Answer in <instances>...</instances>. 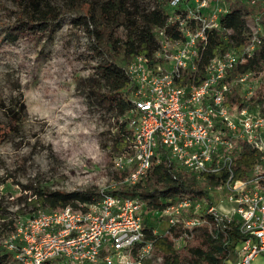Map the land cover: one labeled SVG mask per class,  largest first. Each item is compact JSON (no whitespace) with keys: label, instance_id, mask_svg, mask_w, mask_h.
<instances>
[{"label":"built area","instance_id":"obj_1","mask_svg":"<svg viewBox=\"0 0 264 264\" xmlns=\"http://www.w3.org/2000/svg\"><path fill=\"white\" fill-rule=\"evenodd\" d=\"M221 1L170 0L166 25L174 29L170 34L161 30L164 40L155 54L161 62L149 67L147 59L136 56L125 65L132 137L128 149L114 157L113 167L127 170L124 182L134 184L145 177L153 160L158 161L161 146L180 168L197 176L225 171L220 189L228 204L226 213L203 206V200L182 199L160 214L178 218L193 212L194 217L182 221L184 228L203 224L202 214L209 215L215 226L235 221L245 237L236 248V259L223 264H252L264 256V115L247 104L258 86L255 73L227 78L234 69L247 66L264 42L259 20L242 49L229 48L210 61L202 83L176 81L188 68L195 69L208 32L219 28ZM167 64L171 66L166 68ZM234 93L244 106L226 104ZM240 142L257 151L259 161L245 179L236 180L231 165ZM143 207L137 197L101 190L93 202L16 219L3 248L14 264H146L153 246L144 239ZM181 220L171 218L170 224Z\"/></svg>","mask_w":264,"mask_h":264},{"label":"rangeland","instance_id":"obj_2","mask_svg":"<svg viewBox=\"0 0 264 264\" xmlns=\"http://www.w3.org/2000/svg\"><path fill=\"white\" fill-rule=\"evenodd\" d=\"M20 1L0 0V249L3 253L4 239L16 219L39 212L27 205L33 189L65 192L114 189L117 182L113 159L119 155L112 148L116 129L111 115L99 105H88L82 89H78L79 81L86 79L110 52L103 41L99 42L77 25L78 17L82 16L79 5L101 4L105 0H50L60 9L52 26L26 24L21 19ZM129 1L141 7L153 2ZM233 4L234 0L219 2V15L225 14ZM246 7L236 10L245 37L256 30L257 18L264 12V0L248 3ZM88 28L98 30L99 26L91 24ZM121 31L116 29V34ZM155 34L162 43L164 32L157 30ZM116 59L121 64L120 57ZM11 112L18 114L14 130ZM157 157L161 160L160 155ZM202 186L208 189L211 204L204 199L201 204L226 213L225 193L220 188ZM44 211L48 212H41ZM142 217L145 228L163 234L172 225L171 218L177 220L189 215L174 218L144 205ZM215 228L223 231L219 226ZM182 243L176 240L175 247L181 248ZM235 256L231 254L230 258ZM146 264L163 262L153 253ZM252 264H264V256L254 259Z\"/></svg>","mask_w":264,"mask_h":264},{"label":"trees","instance_id":"obj_3","mask_svg":"<svg viewBox=\"0 0 264 264\" xmlns=\"http://www.w3.org/2000/svg\"><path fill=\"white\" fill-rule=\"evenodd\" d=\"M169 1L153 0L152 4L146 7H141L137 2L130 3L129 0H105L101 4L90 2L79 5L82 16L78 17L77 25L83 27L90 36L94 35L99 42L103 41L111 53H107L104 62L92 68V73L86 79L79 81L78 89H82L88 105H99L111 115L116 129L112 148L118 153L128 149L132 137V130L127 124V114L131 107V86L125 73V65L136 56L147 59L149 67L161 62L160 59H155V54L161 50L155 31L164 29L170 34L174 29L173 26L166 25L168 11L170 12ZM238 7L247 9L246 3L234 0L233 7L225 14L219 15V28L208 32L205 45L198 50L195 69L192 71L188 68L176 79L177 83H202L206 68L213 58L222 55L229 48H243L246 37L242 35V23L236 16ZM20 9L21 19L30 26H52L60 13L59 7L53 5L50 0H22ZM76 9L79 10L78 7ZM258 20L264 29V12L258 16ZM91 24L99 26L100 30H90L88 27ZM118 28L122 29L119 35L116 34ZM98 50L102 53L101 49ZM118 56L121 64L117 63ZM242 72L255 73L260 80L255 94L247 104L252 110H259L264 115V42L253 53L250 63L242 69H234L227 80H230L233 74ZM226 104L230 107L245 105L237 93L232 94ZM10 117L13 128L18 124V114L11 112ZM158 155L161 160L152 161L142 180L128 184L124 182L127 170H116V187L104 191L114 195L137 197L149 210L162 212L182 199L193 202L204 199L208 200L210 205L208 189L202 185L219 189L226 180L225 171L197 176L179 166L176 168L172 156L161 146L158 148ZM258 161L259 153L247 143L240 142L232 159L233 178L245 179ZM98 197L99 192L89 189L71 192L33 189L32 198L27 205L31 206L33 211H53L66 206H76L77 203L93 202ZM186 215L189 217L170 225L163 234H157L151 228H143L145 241L152 243L153 253L161 257L163 264H182L184 261L187 264H223L236 259V256L231 259V254L236 255V248L245 236L235 221L221 222L219 227L223 228V231H220L215 228V223L209 215L202 214L200 217L204 220L203 224L184 228L182 221L195 216L191 212ZM176 240L183 242L181 248L175 247ZM0 264H14L11 254L6 251L3 253L1 249Z\"/></svg>","mask_w":264,"mask_h":264}]
</instances>
